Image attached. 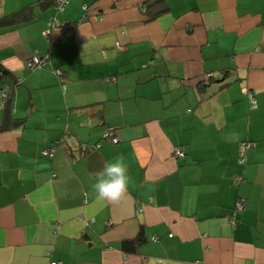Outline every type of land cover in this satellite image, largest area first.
I'll use <instances>...</instances> for the list:
<instances>
[{"label": "crops", "instance_id": "obj_1", "mask_svg": "<svg viewBox=\"0 0 264 264\" xmlns=\"http://www.w3.org/2000/svg\"><path fill=\"white\" fill-rule=\"evenodd\" d=\"M55 1L0 0L26 16L0 24V264H264V0H165L154 19L146 0ZM35 53L51 64L28 70ZM117 157L113 205L93 185Z\"/></svg>", "mask_w": 264, "mask_h": 264}, {"label": "built area", "instance_id": "obj_2", "mask_svg": "<svg viewBox=\"0 0 264 264\" xmlns=\"http://www.w3.org/2000/svg\"><path fill=\"white\" fill-rule=\"evenodd\" d=\"M69 0H56L55 1V9L57 12H62L66 5L68 4ZM83 10L86 12L88 10V6L84 5ZM81 22V21H79ZM71 23L70 22H59V20H54L51 23V27L53 30L54 28H59V26H69ZM50 34V30L46 32V36ZM119 45V44H118ZM120 49H123V45H119ZM51 64L50 61V56L49 55H38L37 53L33 54L26 60V67L28 70L32 71L35 69H42ZM53 72L57 74L59 77V80L63 86H65L67 82V74L64 73L61 69L54 68ZM215 74L214 73H208L205 75V79L213 77ZM22 78H19L18 82H21ZM1 94V103L4 106L7 103V100L9 98V93L8 91L5 90H0ZM249 98L251 100L252 106L256 107L257 101L255 100L253 94H249ZM106 140L111 141L114 144H117L119 142V137L116 135V130L113 128H110L109 130L106 131L104 135ZM101 146V144H95V145H90V144H82L81 145V150L84 152H88L90 150L98 149ZM250 146L249 142H245L242 144L243 150L240 152V162L244 163L245 162V149ZM57 143L52 144L51 146L45 148L43 150V155L52 158L56 152L57 149ZM173 156L177 159H182L185 157V152L183 151L182 148L176 147L173 150ZM238 183L242 181L241 176H237ZM246 206V200L244 198H239L236 202L235 208L232 212V214L229 216V222L231 226L235 227L236 222H237V214L240 212H243ZM110 224V223H109ZM47 256H50V252L47 253ZM50 264H62L60 261L52 260L50 261Z\"/></svg>", "mask_w": 264, "mask_h": 264}, {"label": "clouds", "instance_id": "obj_3", "mask_svg": "<svg viewBox=\"0 0 264 264\" xmlns=\"http://www.w3.org/2000/svg\"><path fill=\"white\" fill-rule=\"evenodd\" d=\"M129 175L122 158H114L105 163L97 173V181L93 185L96 199L113 205L120 204L127 196Z\"/></svg>", "mask_w": 264, "mask_h": 264}, {"label": "trees", "instance_id": "obj_4", "mask_svg": "<svg viewBox=\"0 0 264 264\" xmlns=\"http://www.w3.org/2000/svg\"><path fill=\"white\" fill-rule=\"evenodd\" d=\"M168 10H169V8H168V5L165 4V0H146L145 13H147L149 19H154L157 15L162 14V13H165V12H168ZM24 14H25L24 11L14 12V13H12L9 16L0 18V24L1 25H9V24H12V23H16V22L22 21L26 17V16H24ZM38 55H40V54H38ZM46 55H49V54H46ZM25 65H26V63H25ZM7 73H8L7 70L3 69L1 67V65H0V82L3 79V77H5L7 75ZM215 77L216 76L214 75L213 77L206 79V81L211 82V81L215 80ZM204 83H202V84L199 85V90L200 91H202L204 89V86H205ZM250 93L253 94V96L255 98V95H254L253 92H248L247 93L248 98H249V94ZM10 97L11 96H10V92H9V98L7 100V103L3 106V108L5 109V111L8 112L9 114L12 113V107H11V103H10ZM249 100H250V98H249ZM255 100H256V98H255ZM250 104H251V107L254 108L252 106L251 100H250ZM256 105H257V103H256Z\"/></svg>", "mask_w": 264, "mask_h": 264}]
</instances>
